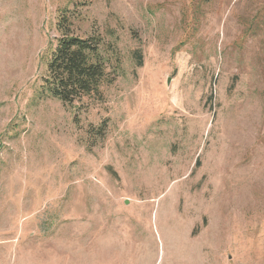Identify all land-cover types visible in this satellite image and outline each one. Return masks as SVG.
Returning a JSON list of instances; mask_svg holds the SVG:
<instances>
[{"label": "rangeland", "instance_id": "obj_1", "mask_svg": "<svg viewBox=\"0 0 264 264\" xmlns=\"http://www.w3.org/2000/svg\"><path fill=\"white\" fill-rule=\"evenodd\" d=\"M65 15L110 72L73 105L46 83ZM3 248L264 264V0H0Z\"/></svg>", "mask_w": 264, "mask_h": 264}, {"label": "trees", "instance_id": "obj_2", "mask_svg": "<svg viewBox=\"0 0 264 264\" xmlns=\"http://www.w3.org/2000/svg\"><path fill=\"white\" fill-rule=\"evenodd\" d=\"M58 30L60 37L48 62L46 83L50 90L68 105L84 97L101 95L102 84L110 81L109 62L102 49V37L97 34L86 37L76 35L66 15L60 18ZM137 57L138 64L142 65L139 52ZM210 97L213 98L212 95ZM105 125H102V131Z\"/></svg>", "mask_w": 264, "mask_h": 264}, {"label": "crops", "instance_id": "obj_3", "mask_svg": "<svg viewBox=\"0 0 264 264\" xmlns=\"http://www.w3.org/2000/svg\"><path fill=\"white\" fill-rule=\"evenodd\" d=\"M8 250H10V249H5V248H3L2 250H1V252H0V259L3 261H6L7 262V252H8ZM6 251V252H5ZM3 252V253H2ZM15 254H16V252H15ZM14 254V256H16ZM21 258H22V262L24 263V261L26 260V257H24V256H21ZM16 259H18V257L16 256ZM16 259H14V261H16ZM29 262V261H28ZM8 263V262H7ZM26 263V262H25ZM0 264H3V263H0Z\"/></svg>", "mask_w": 264, "mask_h": 264}]
</instances>
